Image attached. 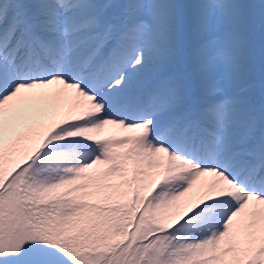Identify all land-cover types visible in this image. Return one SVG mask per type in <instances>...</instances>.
<instances>
[{
	"label": "snow or ice",
	"instance_id": "6c2138e0",
	"mask_svg": "<svg viewBox=\"0 0 264 264\" xmlns=\"http://www.w3.org/2000/svg\"><path fill=\"white\" fill-rule=\"evenodd\" d=\"M0 264H264V0H0Z\"/></svg>",
	"mask_w": 264,
	"mask_h": 264
}]
</instances>
